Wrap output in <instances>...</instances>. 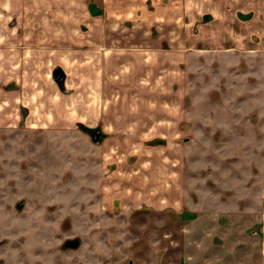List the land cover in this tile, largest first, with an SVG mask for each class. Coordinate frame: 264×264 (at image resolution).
I'll return each mask as SVG.
<instances>
[{
	"label": "rangeland",
	"instance_id": "374dc122",
	"mask_svg": "<svg viewBox=\"0 0 264 264\" xmlns=\"http://www.w3.org/2000/svg\"><path fill=\"white\" fill-rule=\"evenodd\" d=\"M16 1L0 264H264V0Z\"/></svg>",
	"mask_w": 264,
	"mask_h": 264
},
{
	"label": "crops",
	"instance_id": "0c3cea01",
	"mask_svg": "<svg viewBox=\"0 0 264 264\" xmlns=\"http://www.w3.org/2000/svg\"><path fill=\"white\" fill-rule=\"evenodd\" d=\"M11 1L13 4L12 7V14L9 15H16L19 13L22 9H25L23 7L22 1H16V0H0V90H4V87L7 81H14L15 78L13 76L16 74L17 69H20L21 67V50H20V44L22 41V38H14V41L9 40V37L7 38V35L5 34V26L7 24V15L6 14V6L9 5V2ZM20 2V3H19ZM22 12V11H21ZM86 14L89 15V17H92V13L89 9V6L86 9ZM110 13V12H109ZM125 14L128 13V10L124 12ZM94 22H104L102 17L97 18V15H93ZM19 23H23V21H20ZM7 42L12 43L11 47H7ZM102 69V67H99ZM16 81V80H15ZM5 91V90H4ZM3 106L4 105V101ZM1 105V104H0Z\"/></svg>",
	"mask_w": 264,
	"mask_h": 264
},
{
	"label": "water",
	"instance_id": "95a60500",
	"mask_svg": "<svg viewBox=\"0 0 264 264\" xmlns=\"http://www.w3.org/2000/svg\"><path fill=\"white\" fill-rule=\"evenodd\" d=\"M55 75L59 77V84L62 86L63 83H64V80H63L64 73H63V71L61 69H58V70H56ZM96 137L99 138L100 135L97 134Z\"/></svg>",
	"mask_w": 264,
	"mask_h": 264
}]
</instances>
